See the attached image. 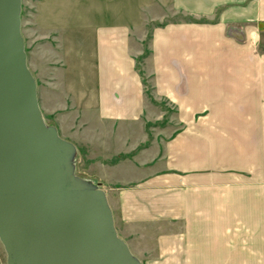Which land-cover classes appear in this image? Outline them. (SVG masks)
Wrapping results in <instances>:
<instances>
[{"label":"crops","instance_id":"crops-1","mask_svg":"<svg viewBox=\"0 0 264 264\" xmlns=\"http://www.w3.org/2000/svg\"><path fill=\"white\" fill-rule=\"evenodd\" d=\"M36 2L38 73L29 70L45 121L104 139L116 129L136 146L155 103L172 111L160 155L144 150L105 192L131 254L264 264V0H88L81 15L74 0Z\"/></svg>","mask_w":264,"mask_h":264},{"label":"water","instance_id":"water-1","mask_svg":"<svg viewBox=\"0 0 264 264\" xmlns=\"http://www.w3.org/2000/svg\"><path fill=\"white\" fill-rule=\"evenodd\" d=\"M21 0H0V242L6 264H141L105 193L75 175L74 146L46 125L27 67Z\"/></svg>","mask_w":264,"mask_h":264},{"label":"rangeland","instance_id":"rangeland-1","mask_svg":"<svg viewBox=\"0 0 264 264\" xmlns=\"http://www.w3.org/2000/svg\"><path fill=\"white\" fill-rule=\"evenodd\" d=\"M74 2L77 14L81 15V12L85 9L84 5H86L88 0L83 1V3L81 0H74ZM36 4V0H21L20 16L21 33L24 36L26 58L27 55H29V59L27 58V67L28 69L31 67L35 75L38 72L34 65L36 62L32 56L36 52H40L39 47L41 45V42L36 40L38 39V35L35 34L37 32ZM259 45L260 51L264 53V40ZM48 47H46V50ZM147 53L146 45H144V52L138 58V67L143 69L141 73L143 74L144 72L145 76L147 73L144 71L142 64L144 63L143 59L146 58ZM37 63L40 64L39 62ZM150 89V84L146 81L147 96L152 98ZM154 107L158 109L160 113L156 114L154 118L149 121L146 119L144 120L145 123L140 127H142L141 132L146 136V139L143 141L138 139L139 143L136 146L131 145V142L133 143V138L130 140V138L120 137L116 134V129H114L116 132L114 131L115 133L113 132L112 135L110 134L111 129L105 130L108 131V135L104 136V139L102 137L100 138L101 134H99L98 131L88 130L80 123L76 125L72 122L62 123L63 127L56 130L59 136L62 135L60 138L71 143L75 148V175L84 181L97 185L104 193H111L115 189L121 187L122 181L120 180H125L126 176L132 172L131 169H134L135 166H139L141 163L139 159L142 157V152L144 150H150L153 147L154 154L156 156L160 155L159 149H161V141L163 138V126L170 121L172 111L163 101L155 103ZM57 118L59 119L60 117L57 115H46L47 121L44 120V122L48 126L53 127V125H56L59 128L60 124L56 122ZM137 130L138 126L134 125L132 133L135 135ZM102 132L104 133V129ZM127 178L129 177L127 176ZM0 264H6V253L1 242Z\"/></svg>","mask_w":264,"mask_h":264}]
</instances>
